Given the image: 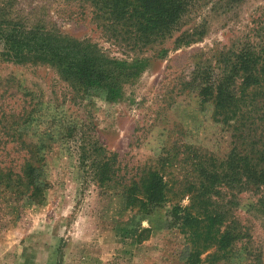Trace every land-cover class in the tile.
<instances>
[{"label": "rangeland", "instance_id": "rangeland-1", "mask_svg": "<svg viewBox=\"0 0 264 264\" xmlns=\"http://www.w3.org/2000/svg\"><path fill=\"white\" fill-rule=\"evenodd\" d=\"M263 5L264 0H247L232 20L212 18L202 41L174 50L177 45L171 39L164 44L165 56L143 54L145 71L116 103L99 94L75 97L47 65L0 60L2 125L25 117L26 124L15 130L38 146V183L45 186L38 203L22 198L14 183L5 193L0 186V264H184L191 245L177 227L169 226L170 205L148 214L127 210L121 196L100 191L78 168L74 147L95 140L131 168L158 156L162 145L170 143L173 125H180L188 141L217 155L226 153L228 133L210 118L211 107L201 109L195 96L175 94L192 67L190 56L215 44H229ZM0 6L22 25L40 27L41 20L76 41L97 45L109 57L125 59L93 23L86 7L63 0H0ZM172 95L175 104L167 108ZM24 153L0 129V166L19 172ZM260 200L264 201V192L240 194L235 214L249 227L264 257ZM187 203L185 198L181 205ZM200 252L202 264H209L207 257L215 246ZM246 263L244 255H235L217 264Z\"/></svg>", "mask_w": 264, "mask_h": 264}, {"label": "trees", "instance_id": "trees-1", "mask_svg": "<svg viewBox=\"0 0 264 264\" xmlns=\"http://www.w3.org/2000/svg\"><path fill=\"white\" fill-rule=\"evenodd\" d=\"M246 1L63 0L88 8L93 23L125 59L109 57L97 45L76 41L41 20L40 27L22 25L0 6V60L47 65L75 97L99 94L116 103L145 71L143 54L165 56L164 44L171 39L177 45L174 50L202 41L212 18L230 21ZM254 14L229 44L190 56L192 67L175 94L195 96L201 109L211 107L210 118L228 133L226 153L217 155L188 141L180 125H173L170 143L162 145L158 156L131 168L95 140L74 147L78 168L100 191L121 196L127 210L148 214L170 205L169 226L177 227L191 245L184 264H202L200 251L211 246L215 252L207 257L209 264L235 255H244L246 264H264L249 227L235 214L240 194L264 192V5ZM173 95L167 108L175 104ZM24 119L9 125L0 119L2 134L25 152L19 172L0 166V186L5 193L14 183L22 198L38 203L45 190L38 183L40 150L15 130L26 124ZM185 198L188 203L182 206ZM258 204L264 217V201Z\"/></svg>", "mask_w": 264, "mask_h": 264}]
</instances>
